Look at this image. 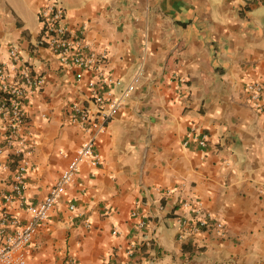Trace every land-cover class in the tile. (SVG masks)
<instances>
[{
  "label": "crops",
  "instance_id": "1",
  "mask_svg": "<svg viewBox=\"0 0 264 264\" xmlns=\"http://www.w3.org/2000/svg\"><path fill=\"white\" fill-rule=\"evenodd\" d=\"M48 1L0 0V62L16 46L20 62L46 80L22 103L34 145L25 188L10 203L3 195L16 162L0 155V209L21 219L85 137L69 121L71 103L95 109L90 75L77 81L39 43L38 11ZM56 1L71 28L85 22V39L107 50L115 78L139 80L95 139L100 163H79L33 235L26 264H264V111L251 107L246 90L264 81V0ZM191 127L207 133L204 148L181 145ZM183 199L201 200L222 231L179 239ZM134 210L147 216L143 228Z\"/></svg>",
  "mask_w": 264,
  "mask_h": 264
},
{
  "label": "built area",
  "instance_id": "2",
  "mask_svg": "<svg viewBox=\"0 0 264 264\" xmlns=\"http://www.w3.org/2000/svg\"><path fill=\"white\" fill-rule=\"evenodd\" d=\"M40 23L39 43L47 48L58 60L60 65L74 70V77L80 81L85 74L88 97L95 109L90 110L82 103H71L69 121L79 125L85 137L76 148L66 167L57 181L49 189L47 195L36 204H26L23 208L26 217L21 219L8 208L0 209V264H26L32 255L31 241L38 226L44 222L49 210L59 203L65 187L70 184L79 168L80 162L95 167L100 163V156L94 148L96 137L105 131L107 123L114 117L139 80V73L123 84L107 69L108 52L106 49L95 48L84 36L86 23L71 28L65 20V12L56 0H49L38 11ZM10 61L0 62V155L8 152L15 160V168L11 181L10 192L3 195L4 201L10 203L14 196L21 197L25 188L24 173L30 167L28 157L33 151L34 142L27 132L26 114L22 108L23 100L33 91L45 84V76L20 62L16 46L10 47ZM11 70L8 74L6 70ZM115 90L117 92H115ZM250 105L257 111H264V81L247 83ZM194 141L200 148L207 145L208 135L191 127L182 146ZM69 209H74L69 204ZM181 213L176 217L179 232L178 238L197 233L201 229L213 228L221 232L223 223L214 219L203 207L201 200L183 199L180 202ZM136 218L137 228H143L147 216L137 210L131 212ZM118 231L114 230L113 233ZM129 256L133 248L127 250ZM67 264H80L69 260ZM127 264H134L129 260Z\"/></svg>",
  "mask_w": 264,
  "mask_h": 264
}]
</instances>
